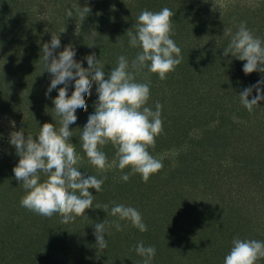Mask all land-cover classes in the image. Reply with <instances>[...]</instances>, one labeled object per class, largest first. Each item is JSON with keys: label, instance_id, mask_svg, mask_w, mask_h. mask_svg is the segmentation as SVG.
Masks as SVG:
<instances>
[{"label": "rangeland", "instance_id": "1", "mask_svg": "<svg viewBox=\"0 0 264 264\" xmlns=\"http://www.w3.org/2000/svg\"><path fill=\"white\" fill-rule=\"evenodd\" d=\"M13 1L14 5L11 6L16 8V14L20 0ZM22 1L40 13L48 11L53 3L52 0H46V5H42L45 0ZM65 4L68 9H63V13L58 11L57 18L66 14L65 19L68 20L69 10L73 15L78 14L76 8H73V5L78 4L70 1ZM215 6L211 4L209 9L204 10L188 9V18L192 22L199 17L205 19L209 13H215ZM229 6L232 9L225 11L224 17L228 16L223 23L208 16L209 30L206 25H197V32L188 42L180 40L183 60L174 71L167 74L183 75L179 80L187 83L189 91L185 94L182 107L169 102L165 106L166 110H161L163 132L156 137L157 142L174 138V135L182 137V132L191 128V137L185 146L190 145L191 153L186 155V152L180 157L175 154L171 161H164L160 171L167 173L166 179L160 178V173L156 174L147 184L149 187L143 185L145 190L142 193L130 190V185L118 186L112 175L106 178L109 183L106 186L107 192L118 188L125 191L129 198L136 199L134 208L140 212L148 228L146 232H140L134 227L139 232L132 230L128 240L119 247L120 250L98 249L94 235L97 222L94 218L89 219L83 215L76 217L73 222L62 224L58 214L51 218L43 217L21 206L20 201L26 190L14 176L13 168L18 164L19 156L9 142L10 133L17 131L13 112L22 107L23 110L29 108L31 110L28 114L33 119L41 113L43 124L54 123L53 100L61 85L46 96L52 76L43 72V62L41 65L37 62L42 58L36 60L35 56L29 55L25 60L18 57L9 60V71L0 79V89H4L0 93V146L1 149H12V156L0 164V202H5L4 207L8 208L9 214L13 213L15 217L18 215L17 224L24 226L23 230L32 226L26 230L29 238L23 233L16 234L14 238L17 243L29 242V247L43 249L48 255L47 260L56 261V264H143L144 258L135 251V246L141 241L145 247L153 246L156 249L151 264H224L234 238L264 242V100L259 101L253 111L249 112L241 103L239 95L245 89L240 80L246 85H255L264 79V73L257 71L245 74L243 65L246 61L231 54L224 55V49L231 41V36L224 34L225 30L231 29L234 35L241 23H245L254 36L264 34V8L256 12H253L254 9L248 12L237 11L241 6L237 5V0H230ZM77 7L82 9L85 6ZM42 24L45 26V23ZM149 76V81L154 80L167 86L160 90H150L148 106L154 107L160 98L165 104L168 99L162 91L170 90L169 83L161 80L158 74L151 73ZM253 91L249 100L257 94L256 90L255 94ZM261 94L264 95V85L261 86ZM17 103L21 107L17 108ZM33 119L29 126L24 123L28 127L26 136L34 134L38 129ZM206 124L211 129H207ZM55 127L58 129L60 124ZM37 136L38 133L33 137ZM106 145L109 146L107 159L116 158V148L111 143ZM106 145L102 146V151ZM168 148L174 150L175 147L169 144ZM196 156L199 157V166L191 163V159ZM81 174L87 178L91 173L87 170ZM40 175L43 182L46 177L43 173ZM91 175L103 179L99 175ZM107 180L104 179V183ZM126 183L131 184V180ZM92 194L96 195L93 190ZM171 215L187 218V224L183 228L178 227ZM34 226L37 228L33 229ZM6 239L10 240L8 233L3 235L0 242ZM192 241L203 247L195 251ZM114 252L118 253V257L121 254L122 261L118 257L110 258ZM100 257L106 259V263ZM8 259H3L4 264H11ZM18 264L29 262L24 259ZM257 264H264V259Z\"/></svg>", "mask_w": 264, "mask_h": 264}, {"label": "clouds", "instance_id": "2", "mask_svg": "<svg viewBox=\"0 0 264 264\" xmlns=\"http://www.w3.org/2000/svg\"><path fill=\"white\" fill-rule=\"evenodd\" d=\"M73 8L82 17L90 12L89 7L81 9L73 5ZM72 15L69 10L67 16L70 18ZM173 16L167 7L158 12L143 10L137 18L135 33L127 31L129 45L142 51L131 63L123 55L118 57L117 66L108 79H105L104 69L94 53L85 57L88 64L85 68L74 59L76 52L71 45L66 46L58 56L55 54L61 44L59 37L52 35L50 43L43 44V72L52 76L45 95L63 85L53 100L55 114L60 117V127L57 129L53 123H44L35 138L25 136L21 130L10 133L9 142L19 156L18 164L13 168L14 176L26 190L20 201L22 207L48 218L58 214L62 224L73 222L93 207L94 196L89 189H95L97 193L102 191L106 177L82 176L76 167L81 157L74 144L69 142L72 137L69 125L77 121V109L87 112L85 94L91 96L93 82L97 85L98 100L94 114L89 115L80 135L82 149L90 164L101 172L114 166L121 171L130 167V172L121 179L128 181L131 175L140 174L145 183L163 168L162 161L148 151L149 147H155V138L163 132L162 105L157 102L155 111L145 106L150 98L149 83L136 82V73L147 67L149 72L158 74L164 80L182 62L181 49L171 38ZM224 34L231 36L229 45L224 49L225 56L231 54L246 61L243 65L245 74L264 73V43L253 35L245 23H241L234 35L231 29L225 30ZM70 81H74V91L69 96ZM262 85L264 79L239 94L241 103L249 112L264 100ZM253 89L257 94L249 100ZM12 125L15 127L14 122ZM108 143L116 148V160L112 163L101 150ZM41 173L46 177L43 182ZM95 208L117 218L111 224L106 221L95 224L94 235L99 250L108 247L104 233L108 234L110 227L123 231L120 221H129L140 232L148 230L140 212L134 207L113 202L110 212L107 204L96 205ZM232 245L224 264H257L264 259V242L234 238ZM135 251L144 258L143 264H151L156 255L155 247H145L142 241L135 246Z\"/></svg>", "mask_w": 264, "mask_h": 264}, {"label": "trees", "instance_id": "3", "mask_svg": "<svg viewBox=\"0 0 264 264\" xmlns=\"http://www.w3.org/2000/svg\"><path fill=\"white\" fill-rule=\"evenodd\" d=\"M68 1L75 2L76 4H78L77 6L84 5L85 7H89L90 12L85 17H82L79 14H74L73 17H70L68 20H66V14H64L63 17L60 15V19L57 18L56 15L58 11L62 12L63 9H65V11L68 9L67 4H65V2L68 3ZM254 1L256 0H237V5H241L237 8V11H247L249 9H254L253 12H256L258 9L264 8V0H257L255 3ZM51 2L53 3L49 10H45L44 12L40 13V11L38 10L34 11V9H31L32 7L29 6L25 1L20 0L19 10L16 11L15 14L14 11L16 8H13L11 6L14 5L13 0H0V79L3 78L4 75L9 71L11 62L9 60H11L13 57L14 59L15 57H18L17 59L20 60H25L29 55L35 56L36 60L39 58H43V52L41 48L43 47V44L50 43L52 35L59 37L61 42L60 47L55 50L57 56L59 52L63 51L66 46L71 45L76 52L74 59L77 62H80L83 67L87 68L88 64L85 57L94 53L96 59L100 60V65L104 69L105 79H108V76L112 69L117 66L118 57L123 55L127 57L129 62L131 63L132 59H134L136 55L142 51V49L139 47L134 48L129 45V37L127 35V31H132L133 33H135L137 18L143 10L158 12L164 7L169 8L174 14L172 18L171 38L175 41L178 47H181L180 40H187L188 42L191 36L195 34L194 32H197V25H206L209 30L208 19L210 18H208V16H213L215 19H218V21L223 23L224 18L228 16L226 15L224 17V15L226 14L225 11H229L230 9H232V6H229L230 0H52ZM46 4L48 3L45 0L42 5ZM211 4L216 5L215 7H213L217 8L214 10L215 13H209V15L205 16V19L201 17H199L198 19L196 18L195 22L189 20L188 9H209ZM248 4L252 6H249ZM26 7L27 9L24 10ZM37 7L40 8V5H37ZM20 12H22L21 15L19 14ZM42 22L45 23V26L42 24ZM44 27L47 29L43 30ZM33 34H36V36H34ZM255 37H258L262 40V43H264V34L258 33L255 35ZM90 44H94V46L90 47ZM214 45H216V43ZM37 62H39L41 65L43 60H38ZM148 63L150 64V62ZM150 74L151 72L148 71L147 67L143 68L136 73V82L149 83L150 90H160L161 87L167 86L166 84H158L154 80L149 81ZM182 77L183 75L181 74L172 73L168 75L166 79H164L165 82L169 83L170 90L162 91V93L167 97L168 101H165L164 104L161 98L160 101L158 100L162 105L161 110H166L165 106L169 102H172L174 106H183L185 94L189 90L187 89V83L179 80L182 79ZM240 84L241 86H245V88L251 86L249 83H247V85L244 84L241 80ZM96 87L97 85L95 84V82H93L91 96L85 94V99L88 105L87 112H85L83 109H77V121L74 124L69 125V129L70 131H72V137H70L69 142L74 144L77 154L81 157L80 162L78 163V165H76L78 171H80L81 173H85L88 170L91 174L99 175L103 179L105 177L107 178L108 175H112L114 182L118 186L122 184L130 185V190H137L138 193H142V190L144 192L145 189H143V185L145 187H149V185L147 184H149V182L152 181V177L158 173H160V178L165 180L167 173L165 171H159L158 173L151 175L148 182L146 183L143 182L140 174L131 175L129 180L127 181L129 182L131 180V184H127L126 181H123L121 179V177L125 173L130 172V167L125 168L123 171H121L118 167L114 166L106 172H101L90 164L88 158L86 157V154L82 149L80 135L82 132V128L87 123L89 115L94 114L95 112V104L98 100ZM68 89V95L70 96L72 91H74V81L69 82ZM254 91L253 94H255ZM2 92H4V89L1 87L0 93ZM252 96L253 95H250L249 97L251 98ZM46 102L49 101L47 100ZM148 104H146L145 106L150 107L148 106ZM17 106V108H19L21 107V104L17 103ZM155 106L150 108L155 111ZM29 110L31 109L28 108L23 110L22 107L17 109V112H13L16 129L17 131H23L25 136L26 134H28L26 133L28 129L26 124L29 126L30 122L33 119L32 115L28 114ZM33 120L38 129L36 132H33L29 128L31 132L34 133L32 134V136L39 133L40 127L43 126L42 114L38 113ZM51 120L52 119H49V121ZM59 120L60 117L55 114V120L53 123L54 126L59 124ZM206 128L211 129L209 127V124H206ZM191 132L192 130L190 128L187 131L182 132V137H178V135L176 137L174 135V138H167L166 141H163L161 143H158L157 138H155V147H149L148 151L153 157L161 160L162 163H164V161H171L175 154L180 157L181 155H185V153L187 152L186 155H189L191 153V147L189 145L185 148V146L187 145L186 142L188 141L189 137H191ZM170 141L172 142L169 143ZM169 144L175 147L174 150L168 148ZM181 145H183L182 148L179 147ZM103 152L107 157L109 156L108 145L104 147ZM11 156L12 149H1L0 146V164L5 161L7 162ZM113 160H116V158H110L108 159V162L112 163ZM198 162V156L191 159V163L196 164L197 166L200 165V163ZM108 184L109 183L107 180V183H103L102 185V191L98 193L95 189H89L91 193L93 190L96 195L94 196L93 194V207L86 210L84 217L86 216V218L88 217L89 219L94 218L97 223L106 221L108 224H111L112 221L116 220L117 218L109 215L103 209L95 208L96 205L103 206L107 204L109 206V212L111 207L113 206V202H115L116 204H124L125 206H136V199H134L133 197L129 198L125 194V191L123 192V190L115 187L116 191L112 192L110 190L111 192H107L106 186H108ZM4 205L5 202H0V206H2V209L0 210V239L4 234L8 233L10 235V240L8 241V239H6L5 241L0 242V264H4L3 259L5 258H9L8 261H10L11 264L21 263L24 259L29 262V264H56V261L47 260L48 255L47 253L42 251L43 249H36L32 246L29 247V242L25 243L21 241L20 243H17L14 238L16 234L21 235L23 233L25 237L29 238V232H27V229L32 226H28L23 230L24 226H18L17 224L18 215L15 217L13 213L9 214L8 208H5ZM80 217H83V215ZM171 218L174 219L175 224L180 228H183V226L187 224V218L185 217L180 218L179 216L171 215ZM120 223L123 227V231H117L115 227H110L108 229V234L104 233L105 240L108 241L107 249L111 248L120 250L121 248L119 247H121V245H124V242L128 240L129 234L132 230L136 231L137 233L139 232L137 229H134L129 221H120ZM35 228H37V226L33 227V229ZM130 228L132 229L130 230ZM30 236L32 237V235ZM193 246L195 251L203 247V245L197 244V242L195 241H192V247ZM38 256L42 258H38ZM112 256L118 257V253L114 252L113 255L111 253L110 258ZM105 257L106 259H108L107 254H105ZM122 258L123 257H121V254H119L118 259L122 261ZM100 259L106 263V259H104L103 257H100ZM127 262L128 260L125 261V263Z\"/></svg>", "mask_w": 264, "mask_h": 264}]
</instances>
